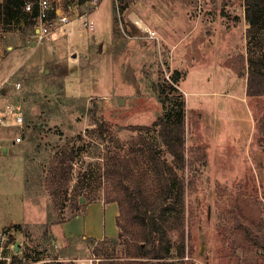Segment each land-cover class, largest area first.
Instances as JSON below:
<instances>
[{
    "label": "rangeland",
    "instance_id": "rangeland-1",
    "mask_svg": "<svg viewBox=\"0 0 264 264\" xmlns=\"http://www.w3.org/2000/svg\"><path fill=\"white\" fill-rule=\"evenodd\" d=\"M74 1L51 5L72 18L83 15L93 29H79V20H73L69 33L36 42L32 30L16 23L0 36V109L12 105L23 123L26 116L37 123L34 141L23 136L16 144L3 141L6 152L0 151V232L9 236L7 264H98L96 251L106 246L100 241L117 236L116 181L105 173L106 158L93 160L85 150L97 126L105 134L100 146L109 144L120 159L140 135L145 142L157 139L161 159L183 184L187 264H264L263 241L250 237L264 234V95L246 94L247 59L264 53V36L256 50L248 49L244 0H92L81 6ZM175 69L185 100L180 168L154 130L130 129L159 117L156 86ZM14 130L0 128V136ZM71 144L67 197L74 186L83 193L77 197L73 191L60 211L40 169L57 148ZM150 159L147 154L133 159V182L156 185ZM85 167L90 175L80 178ZM78 198L79 212L72 215ZM125 222L120 218L121 226ZM127 250L107 249L117 256Z\"/></svg>",
    "mask_w": 264,
    "mask_h": 264
},
{
    "label": "trees",
    "instance_id": "trees-1",
    "mask_svg": "<svg viewBox=\"0 0 264 264\" xmlns=\"http://www.w3.org/2000/svg\"><path fill=\"white\" fill-rule=\"evenodd\" d=\"M31 1L34 0H0V36L16 23H21L22 28L33 32V24L37 16L36 7L34 6L31 12L25 10L26 3ZM88 1L92 0H75L78 6ZM244 6L245 19L249 24L245 32L247 47L250 51L256 50L264 36V0H244ZM247 63L246 94L248 96L264 95V53L261 52L256 57L249 56ZM179 79L180 72L175 69L171 72L170 80H165L156 86L162 112L150 126L130 127L131 130H138V132L154 130L156 137L165 146L178 168L183 167L184 164L185 124V100L184 94L178 88ZM28 117H25L21 126L22 136L26 141H34L35 137H32V134L37 129V123L30 124ZM260 122L264 132V117ZM95 129L94 134L97 139L87 141L85 150L86 152L88 150L87 155L93 160L106 158L105 173L115 179V188L117 187L118 194L120 193L113 197L119 207L117 223L120 231L116 237L108 241L104 239L100 241L102 246H106H104L105 251H96L99 258L98 264H187L183 229V184L176 178L173 166L161 159L159 149L154 146L157 139L155 142H145L144 136L140 135L138 139L130 142L127 156L120 159L118 153L111 155L109 144L100 146L104 143L105 134L99 126ZM28 135L31 137L27 138ZM72 147L74 144L57 148L40 169V177L51 197L52 205L60 211L67 206L73 191L77 197L83 193L78 186H74L72 194L67 197L74 169ZM102 150H104L103 153ZM145 154L151 156L148 164L149 172L156 176V185L150 187L143 181L133 182L134 179H132L133 159ZM92 164L88 163V165ZM90 172V167L80 169V178L89 176ZM79 200L80 198L75 199L72 215L79 212L76 207ZM120 218L126 221L122 226ZM250 237L254 242L260 240L264 244V234L259 237L255 233H250ZM119 245H124L128 249V255L117 256L107 251L108 248L113 250ZM25 256L29 255L25 253ZM0 264H7V262L5 259H0Z\"/></svg>",
    "mask_w": 264,
    "mask_h": 264
},
{
    "label": "built area",
    "instance_id": "built-area-1",
    "mask_svg": "<svg viewBox=\"0 0 264 264\" xmlns=\"http://www.w3.org/2000/svg\"><path fill=\"white\" fill-rule=\"evenodd\" d=\"M36 7L37 16L33 24L32 35L36 42L49 39L55 32H70L69 26L73 20H79L78 28L82 30H91L94 28L93 23L84 20L83 15L75 14L74 18L64 12L60 6H52L51 0H34L26 3L25 10L30 11ZM15 88L20 87L19 81H14ZM23 123V116L21 112L12 105H6L0 109V128H16L14 133L0 136V151L5 146L3 141H10L13 144L19 143L22 140L20 127ZM9 236L7 233L0 232V259H6L4 255L5 249L8 245Z\"/></svg>",
    "mask_w": 264,
    "mask_h": 264
},
{
    "label": "water",
    "instance_id": "water-1",
    "mask_svg": "<svg viewBox=\"0 0 264 264\" xmlns=\"http://www.w3.org/2000/svg\"><path fill=\"white\" fill-rule=\"evenodd\" d=\"M73 56H75V54H73ZM122 102V99H119V103H121ZM98 125H100V124H98ZM5 152H6V146H4L3 148H2V153L3 154H5ZM83 199H80V201H82ZM17 250V249H16Z\"/></svg>",
    "mask_w": 264,
    "mask_h": 264
},
{
    "label": "bare ground",
    "instance_id": "bare-ground-1",
    "mask_svg": "<svg viewBox=\"0 0 264 264\" xmlns=\"http://www.w3.org/2000/svg\"><path fill=\"white\" fill-rule=\"evenodd\" d=\"M137 24H139L140 26H142L145 29L144 24L138 19L137 21H135Z\"/></svg>",
    "mask_w": 264,
    "mask_h": 264
},
{
    "label": "crops",
    "instance_id": "crops-1",
    "mask_svg": "<svg viewBox=\"0 0 264 264\" xmlns=\"http://www.w3.org/2000/svg\"><path fill=\"white\" fill-rule=\"evenodd\" d=\"M74 3L76 4V2L74 1Z\"/></svg>",
    "mask_w": 264,
    "mask_h": 264
}]
</instances>
